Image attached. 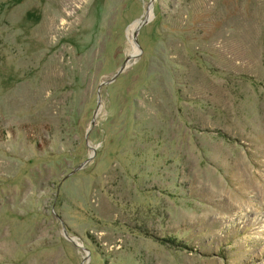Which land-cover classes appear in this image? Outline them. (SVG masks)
<instances>
[{
    "label": "rangeland",
    "instance_id": "obj_1",
    "mask_svg": "<svg viewBox=\"0 0 264 264\" xmlns=\"http://www.w3.org/2000/svg\"><path fill=\"white\" fill-rule=\"evenodd\" d=\"M0 264H264V0H0Z\"/></svg>",
    "mask_w": 264,
    "mask_h": 264
},
{
    "label": "water",
    "instance_id": "obj_2",
    "mask_svg": "<svg viewBox=\"0 0 264 264\" xmlns=\"http://www.w3.org/2000/svg\"><path fill=\"white\" fill-rule=\"evenodd\" d=\"M151 6H152V5H151ZM147 22H149V19L142 20V21L139 23V26H140V25H143V24H146ZM129 60H130V58H128V59L126 60V62L121 66V68H120L119 71L116 73V75H115L111 80L107 81L106 83H110V82L114 81V80L116 79V77L126 69L127 62H128ZM93 122H94V120H93ZM59 219L62 220V222H63V219H62L61 217H59ZM67 237H68L69 239H71V240H74V237H72V236H67ZM79 245H80V244H79ZM80 246H82V245H80Z\"/></svg>",
    "mask_w": 264,
    "mask_h": 264
}]
</instances>
